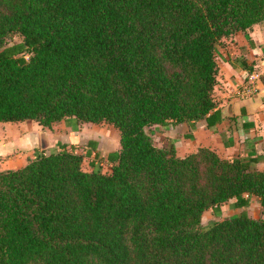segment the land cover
Segmentation results:
<instances>
[{
    "label": "trees",
    "instance_id": "obj_1",
    "mask_svg": "<svg viewBox=\"0 0 264 264\" xmlns=\"http://www.w3.org/2000/svg\"><path fill=\"white\" fill-rule=\"evenodd\" d=\"M256 23L264 0H0V122H104L120 146L108 171L73 142L0 170V264H264L258 160L147 133L211 125L217 49L238 31L252 45ZM230 199L239 213L202 223Z\"/></svg>",
    "mask_w": 264,
    "mask_h": 264
},
{
    "label": "crops",
    "instance_id": "obj_2",
    "mask_svg": "<svg viewBox=\"0 0 264 264\" xmlns=\"http://www.w3.org/2000/svg\"><path fill=\"white\" fill-rule=\"evenodd\" d=\"M249 35L252 45L243 31L223 38L224 58L216 57L218 72L213 95L217 113L210 118L211 125L204 119L192 125L187 122L169 126L154 124L151 128L157 126L160 130L157 145L164 146L172 138L176 139V152L180 156L206 146L223 158L255 157L256 167L264 169V26L254 24ZM58 123L46 128L29 119L1 121L0 170L21 167L33 156L35 148L47 150L59 142L82 144L95 139L98 143L91 155L104 154L99 138L88 134L87 123L78 124L77 129L70 125L68 134L57 129ZM186 133H192V137H186ZM46 139L49 148L40 146ZM117 140L113 150L108 151L119 149Z\"/></svg>",
    "mask_w": 264,
    "mask_h": 264
},
{
    "label": "rangeland",
    "instance_id": "obj_3",
    "mask_svg": "<svg viewBox=\"0 0 264 264\" xmlns=\"http://www.w3.org/2000/svg\"><path fill=\"white\" fill-rule=\"evenodd\" d=\"M22 36L18 33H14L10 36L9 40L10 41H18L21 40ZM225 42L223 41L220 45V47L217 49V53H216V57L217 58H224L223 55V51H222V47L224 46ZM59 131H61L62 133H67L69 131V127L70 124L67 121L61 120L60 123H58ZM57 126V127H58ZM152 127V126H151ZM148 132L151 131V135L154 134L152 136L153 141L155 144H158V140L160 137L159 136V132L160 130H158V127H153L152 128H148L147 129ZM87 132L89 135L91 136H95L97 138H99L101 145L103 146L104 150H102V152H104V154L102 156H95L94 154L92 155H87L85 148L83 147L84 145H86L87 143H76V151L79 153L84 154L83 155V161H82V167L83 169L86 170H90L91 167V162L92 160H94L96 162L97 165H99L101 167V169L103 171H108L110 170L111 165L106 161V156L107 154L110 152L108 151V149L113 150V148L116 145V142L118 141L117 139H119V131L112 125L109 123H87ZM117 132V134H116ZM72 134V132H71ZM46 140H42L40 146H46L48 147V144L46 143ZM68 144V143H67ZM70 144V143H69ZM58 144H56L55 146L51 147V149L53 148H57ZM49 148V147H48ZM49 151V149H47ZM100 153V152H99ZM241 210V208H236L233 205V199H230L224 203H222L221 205V213L219 216H215L212 212L211 208L206 209L203 212V216H202V223L204 225L209 224L210 222H212L213 220H218V219H222L226 216H231L234 214L239 213ZM248 214L251 217H260V218H264V205L260 204L259 201L255 198H253L251 204L249 205V207L247 208Z\"/></svg>",
    "mask_w": 264,
    "mask_h": 264
},
{
    "label": "water",
    "instance_id": "obj_4",
    "mask_svg": "<svg viewBox=\"0 0 264 264\" xmlns=\"http://www.w3.org/2000/svg\"><path fill=\"white\" fill-rule=\"evenodd\" d=\"M147 133H149L148 130H147Z\"/></svg>",
    "mask_w": 264,
    "mask_h": 264
}]
</instances>
